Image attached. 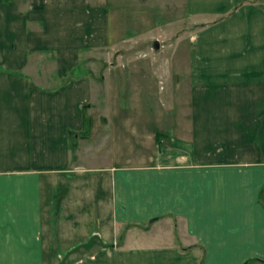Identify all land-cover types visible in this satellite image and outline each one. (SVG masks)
I'll use <instances>...</instances> for the list:
<instances>
[{
	"label": "crops",
	"instance_id": "obj_1",
	"mask_svg": "<svg viewBox=\"0 0 264 264\" xmlns=\"http://www.w3.org/2000/svg\"><path fill=\"white\" fill-rule=\"evenodd\" d=\"M174 5L146 128L114 90L132 53L107 65L131 3L0 0V264H264V0Z\"/></svg>",
	"mask_w": 264,
	"mask_h": 264
},
{
	"label": "rangeland",
	"instance_id": "obj_2",
	"mask_svg": "<svg viewBox=\"0 0 264 264\" xmlns=\"http://www.w3.org/2000/svg\"><path fill=\"white\" fill-rule=\"evenodd\" d=\"M117 1L133 5V18L124 21L126 22L124 24L126 32H131L133 35L131 41L127 40V43H131L132 47L126 52L121 49L113 52L107 65L115 67L123 63L128 54L132 53L127 64L128 69L120 70L122 71L120 74L123 73L124 76L126 70L127 77L117 78L115 80L117 86L114 87V90L122 101L124 99L122 96L126 98L125 102L133 98L131 123L149 128L159 124L160 120L155 116L156 108L165 104L171 105L175 97L170 79L165 74L164 79L160 75H153L152 69L161 66L160 69L173 71L175 67L179 66L181 71H184V49L176 50L175 46L179 38V40L184 39L190 26L184 15L174 5L180 0ZM142 15L144 18L147 17L143 18V22ZM156 54L157 58H152ZM96 64L101 68V71L94 73L95 79L99 82L102 70L107 65L102 59L96 61ZM89 75L92 77V72ZM150 111L153 114H149Z\"/></svg>",
	"mask_w": 264,
	"mask_h": 264
},
{
	"label": "trees",
	"instance_id": "obj_3",
	"mask_svg": "<svg viewBox=\"0 0 264 264\" xmlns=\"http://www.w3.org/2000/svg\"><path fill=\"white\" fill-rule=\"evenodd\" d=\"M158 137H159V136L157 135V136H156V139H158ZM245 264H248V263H245Z\"/></svg>",
	"mask_w": 264,
	"mask_h": 264
}]
</instances>
